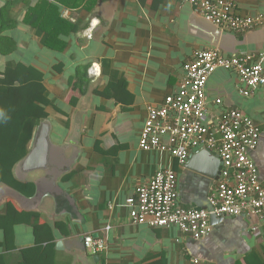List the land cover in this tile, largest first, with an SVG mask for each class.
Masks as SVG:
<instances>
[{
    "label": "crops",
    "instance_id": "obj_1",
    "mask_svg": "<svg viewBox=\"0 0 264 264\" xmlns=\"http://www.w3.org/2000/svg\"><path fill=\"white\" fill-rule=\"evenodd\" d=\"M232 1L240 14L264 20V0ZM50 4H57L60 17L77 26L61 35L66 42L63 51L44 45L33 23ZM93 25V37L88 38ZM0 42L6 50L13 43L11 51L0 49V77L18 63L43 73L53 141L64 145L80 126L79 144L67 150L68 156L79 151V157L59 178L76 204V217L56 216L54 200L49 199L30 212L31 221L14 227L10 245L0 227V253L7 264H19L24 250L37 245V223L49 225L53 234L52 264H264V225L249 214L225 216L197 240L175 225L133 223L126 204L138 185L158 169L170 167L178 176L179 204L210 207L217 180L204 171H212L214 161L201 157V168L191 169L189 158L183 165L168 153L141 149L139 137L149 107L177 92L184 63L196 52L252 55L250 63L264 65V21L246 32L226 30L204 18L189 0H83L78 7L58 0H0ZM78 68L87 72L83 93L69 84ZM241 89L246 85L235 70L217 68L206 86V120L216 122L224 110L236 108L256 121L261 136L250 155L264 183V86L250 95ZM72 97L78 98L76 104ZM40 176L41 172L30 173L32 179ZM68 205L70 200L63 201V207ZM4 210L2 205L0 212ZM87 234L103 238L107 248L89 252L83 241Z\"/></svg>",
    "mask_w": 264,
    "mask_h": 264
},
{
    "label": "built area",
    "instance_id": "obj_2",
    "mask_svg": "<svg viewBox=\"0 0 264 264\" xmlns=\"http://www.w3.org/2000/svg\"><path fill=\"white\" fill-rule=\"evenodd\" d=\"M189 1L204 18L226 30L246 32L264 21L261 16L240 14L232 0ZM93 27L86 32L88 38L93 37ZM253 57H224L211 49L196 52L192 60L184 63L185 75L177 92L167 96L163 104L149 107V116L139 137L141 149L168 153L183 165L195 148L216 151L223 164L208 199L213 209L179 204L177 172L164 167L149 181L138 185L135 194L126 199L133 223L175 225L197 240L212 232V214L220 217L249 214L264 225V183L250 155L261 136L259 125L236 108L224 110L216 122L206 120L209 113L206 86L217 68L235 70L246 85V89H241L244 95H250L257 86H264V65L250 63ZM215 101L220 103L221 99ZM83 241L91 253L107 248L103 238L92 234L85 235Z\"/></svg>",
    "mask_w": 264,
    "mask_h": 264
},
{
    "label": "trees",
    "instance_id": "obj_3",
    "mask_svg": "<svg viewBox=\"0 0 264 264\" xmlns=\"http://www.w3.org/2000/svg\"><path fill=\"white\" fill-rule=\"evenodd\" d=\"M82 1L58 0L73 7H78ZM33 23L42 35L43 44L57 51H63L66 47V42L60 39L61 35L77 30L75 24L60 17L57 4H50L49 11L41 10L37 13V17H33ZM0 49L4 52L11 51L13 43L11 42L6 50L0 42ZM86 73L85 69L78 68L69 79L70 86L83 93L87 85ZM112 88L111 85L110 89ZM77 100L78 98L72 97L71 103L76 104ZM50 104L43 73L39 69L22 63L5 69L4 75L0 77V181L18 188L27 195L34 193L35 185L18 182L14 177L13 168L28 153L34 127L43 118L49 117L47 105ZM33 215L34 213L23 211L13 200L7 201L4 212H0V227L6 234L7 245H10L14 227L19 223L31 221ZM35 235L37 245L24 250L23 260L19 264H52L49 252L54 245L50 226L37 223ZM0 264H7L3 253H0Z\"/></svg>",
    "mask_w": 264,
    "mask_h": 264
},
{
    "label": "water",
    "instance_id": "obj_4",
    "mask_svg": "<svg viewBox=\"0 0 264 264\" xmlns=\"http://www.w3.org/2000/svg\"><path fill=\"white\" fill-rule=\"evenodd\" d=\"M80 126H75L74 134L64 144H56L52 139V124L49 118H43L38 125L34 127L32 138L28 144V153L21 158L14 166L13 173L16 180L23 183H33L35 192L32 196H28L17 188L0 181V207L6 205L8 200L15 201L18 206L28 212L38 210L47 200H54L55 215L70 214L73 218L76 217L73 205L74 200L68 192H66L59 184V178L68 170L71 169L74 162L79 157V151L68 156L67 150L70 148L76 149L79 144ZM201 157H207L216 163V167L209 172L210 177L218 180L222 170V158L214 150L206 147H200L196 152L190 154L188 167L200 169L201 166L197 161ZM63 159H66L65 162ZM41 172V176L36 179L30 178V173ZM201 172V171H200ZM70 200L71 206H62L63 201ZM212 210L213 208L208 207ZM223 216L212 214L210 217L211 223H217ZM61 246V243H59Z\"/></svg>",
    "mask_w": 264,
    "mask_h": 264
}]
</instances>
